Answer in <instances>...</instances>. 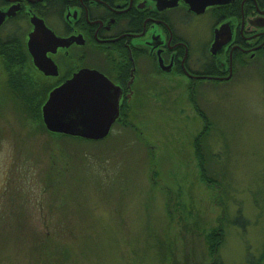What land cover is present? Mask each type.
<instances>
[{
  "label": "rangeland",
  "instance_id": "rangeland-1",
  "mask_svg": "<svg viewBox=\"0 0 264 264\" xmlns=\"http://www.w3.org/2000/svg\"><path fill=\"white\" fill-rule=\"evenodd\" d=\"M174 89L144 99L136 129L116 126L98 142L44 131L18 100L0 99V264H211L214 230L223 264L259 260L260 85L199 83L204 137L189 92ZM198 150L214 182L202 180Z\"/></svg>",
  "mask_w": 264,
  "mask_h": 264
},
{
  "label": "flooded vegetation",
  "instance_id": "flooded-vegetation-1",
  "mask_svg": "<svg viewBox=\"0 0 264 264\" xmlns=\"http://www.w3.org/2000/svg\"><path fill=\"white\" fill-rule=\"evenodd\" d=\"M0 69V99L41 121L52 91L98 72L118 99L106 137L174 88L251 81L264 100V0H0Z\"/></svg>",
  "mask_w": 264,
  "mask_h": 264
},
{
  "label": "water",
  "instance_id": "water-1",
  "mask_svg": "<svg viewBox=\"0 0 264 264\" xmlns=\"http://www.w3.org/2000/svg\"><path fill=\"white\" fill-rule=\"evenodd\" d=\"M102 75L83 70L52 91L42 106V121L52 133L87 140L105 138L117 119L118 99L94 87Z\"/></svg>",
  "mask_w": 264,
  "mask_h": 264
},
{
  "label": "trees",
  "instance_id": "trees-1",
  "mask_svg": "<svg viewBox=\"0 0 264 264\" xmlns=\"http://www.w3.org/2000/svg\"><path fill=\"white\" fill-rule=\"evenodd\" d=\"M189 96L191 97V102L194 106V108L196 109V111L198 113L201 114L202 118H203V121H204V125H205V128H204V131L202 132L201 135H205V133L207 132V130L209 129V121L206 119V116L204 115L203 111L201 110V108L198 107L197 103H196V100H195V96L194 94H189ZM37 118L39 119V122H40V127L42 130L44 131H47L42 123V121L40 120V117L39 115H37ZM48 132V131H47ZM55 134V133H53ZM56 135H59V136H64V135H61V134H56ZM200 135V137H201ZM90 142H93V141H90ZM196 145L197 147H200V145L198 146V143L200 142V138L198 137L197 141H196ZM204 151V150H202ZM198 155H197V159H198V162L201 166V173H202V180L205 181L206 183H210V182H214L213 179H210L207 175H206V172H205V159L203 158V153L200 152V150H198ZM207 241H208V248H209V253L210 255L212 256L211 258V264H223L222 260L220 259V256H219V247L222 243V239H223V234L221 232V230H214V231H211L208 235H207ZM168 245V244H166ZM162 252V251H161ZM167 253H169V257L166 256ZM163 258L164 259H168L171 260L172 257H173V252L171 250V247L170 245L168 246H165L163 247V254H162ZM263 261L264 260V249H263V252H262V255L260 256L259 260L257 261H254L250 258L247 259L246 261V264H260V261Z\"/></svg>",
  "mask_w": 264,
  "mask_h": 264
}]
</instances>
